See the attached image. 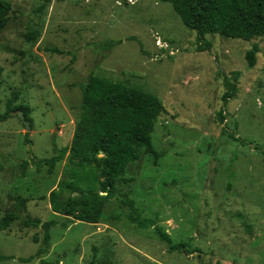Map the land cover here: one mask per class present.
Segmentation results:
<instances>
[{
  "label": "rangeland",
  "instance_id": "obj_1",
  "mask_svg": "<svg viewBox=\"0 0 264 264\" xmlns=\"http://www.w3.org/2000/svg\"><path fill=\"white\" fill-rule=\"evenodd\" d=\"M4 1L0 113L17 94L13 107L28 108L32 130L16 111L0 121V220L21 219L0 232V264H264V37L206 35L211 47L199 52L197 33L165 0ZM91 73L165 107L153 133L165 157L143 152L130 164L96 225L52 212L49 195L71 167L68 155L53 173L44 163L72 144ZM71 197L81 199L67 191L61 201ZM125 198L186 248L171 253L155 227L131 223ZM26 219L56 223L48 242Z\"/></svg>",
  "mask_w": 264,
  "mask_h": 264
},
{
  "label": "trees",
  "instance_id": "obj_2",
  "mask_svg": "<svg viewBox=\"0 0 264 264\" xmlns=\"http://www.w3.org/2000/svg\"><path fill=\"white\" fill-rule=\"evenodd\" d=\"M165 1L173 5L184 25L197 33L199 52H205L211 47L205 40L206 35H221L247 42L264 37V0ZM11 13L10 3L0 0V34L8 27ZM36 36L37 34H31L27 39L33 43ZM259 52V46L254 45L246 53L249 69L256 66ZM81 90V113L72 144L62 149L54 148L57 155L44 163L49 166L50 173H53L56 164L68 155L71 167L69 180L60 181L49 195L52 212L80 223L96 225L103 218L107 201L115 197L116 184L125 177L130 164L139 161L143 152L152 157L154 163L165 157L164 152L159 153L153 145L156 122L165 107L151 93L121 82L106 80L94 73L89 75ZM17 100V94L8 100L6 112L0 113V121H7L15 111H21L26 120L31 122L28 108L13 107ZM224 101L227 102V96ZM234 139L237 140L235 137ZM246 143L243 141V144ZM256 149L260 148L256 146ZM262 154L264 155V150ZM20 163L24 169L29 166L27 162ZM2 169L0 164V171ZM67 191H78L81 199L71 197L61 201L62 195ZM125 203L133 210V214L128 215L127 219L142 229L155 227V234L167 244L169 252L186 248L184 243L174 244L170 235L157 227L154 220L142 219L133 200L126 199ZM114 218L120 220L119 217ZM20 220L16 215L4 217L0 220V232L6 231ZM22 223L28 228L43 227L46 230V242L50 238L49 230L56 224L54 221L42 223L40 219H26ZM6 259L0 256V261Z\"/></svg>",
  "mask_w": 264,
  "mask_h": 264
},
{
  "label": "water",
  "instance_id": "obj_3",
  "mask_svg": "<svg viewBox=\"0 0 264 264\" xmlns=\"http://www.w3.org/2000/svg\"><path fill=\"white\" fill-rule=\"evenodd\" d=\"M124 2L127 3L128 0H124ZM18 113H19V116H21V118H22V120H23V122H24V125H25V128H26V131H27V132H30V131L32 130V129H31V122L28 121V120H26V118H25L23 112L19 111Z\"/></svg>",
  "mask_w": 264,
  "mask_h": 264
},
{
  "label": "crops",
  "instance_id": "obj_4",
  "mask_svg": "<svg viewBox=\"0 0 264 264\" xmlns=\"http://www.w3.org/2000/svg\"><path fill=\"white\" fill-rule=\"evenodd\" d=\"M62 135V134H61Z\"/></svg>",
  "mask_w": 264,
  "mask_h": 264
}]
</instances>
